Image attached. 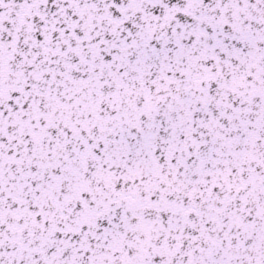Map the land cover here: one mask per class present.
I'll list each match as a JSON object with an SVG mask.
<instances>
[{
	"label": "snow or ice",
	"instance_id": "obj_1",
	"mask_svg": "<svg viewBox=\"0 0 264 264\" xmlns=\"http://www.w3.org/2000/svg\"><path fill=\"white\" fill-rule=\"evenodd\" d=\"M0 264H264V0H0Z\"/></svg>",
	"mask_w": 264,
	"mask_h": 264
}]
</instances>
